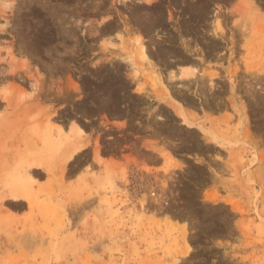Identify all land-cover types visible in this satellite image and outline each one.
I'll return each mask as SVG.
<instances>
[{
	"label": "rangeland",
	"instance_id": "1",
	"mask_svg": "<svg viewBox=\"0 0 264 264\" xmlns=\"http://www.w3.org/2000/svg\"><path fill=\"white\" fill-rule=\"evenodd\" d=\"M0 264H264V0H0Z\"/></svg>",
	"mask_w": 264,
	"mask_h": 264
}]
</instances>
